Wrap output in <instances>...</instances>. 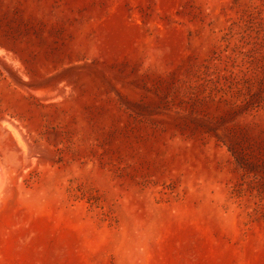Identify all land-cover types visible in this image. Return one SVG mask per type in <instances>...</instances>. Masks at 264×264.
Instances as JSON below:
<instances>
[{
  "label": "rangeland",
  "instance_id": "rangeland-1",
  "mask_svg": "<svg viewBox=\"0 0 264 264\" xmlns=\"http://www.w3.org/2000/svg\"><path fill=\"white\" fill-rule=\"evenodd\" d=\"M0 264H264V0H0Z\"/></svg>",
  "mask_w": 264,
  "mask_h": 264
}]
</instances>
